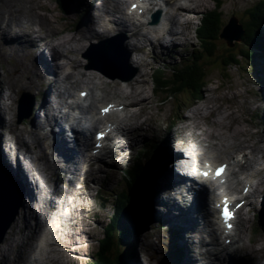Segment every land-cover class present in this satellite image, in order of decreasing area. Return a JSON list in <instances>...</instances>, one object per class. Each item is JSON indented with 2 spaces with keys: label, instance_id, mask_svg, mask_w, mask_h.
<instances>
[{
  "label": "bare ground",
  "instance_id": "bare-ground-1",
  "mask_svg": "<svg viewBox=\"0 0 264 264\" xmlns=\"http://www.w3.org/2000/svg\"><path fill=\"white\" fill-rule=\"evenodd\" d=\"M85 1L86 0H70V7L72 6V3H74L76 11H83L84 14L87 15ZM87 1H90V3L88 4L89 7L94 5L92 4L93 0ZM104 2L106 3V6ZM123 4L124 0H101L100 3L94 5L96 15L94 16L93 14L92 17L88 14L89 17L87 18V22H85L84 25L78 27L77 32L67 31L64 28H60L58 24H56L61 30V35H57V29L51 30L48 24H43L47 16H45L44 12L43 14L38 12V8L40 10V6H37L36 9L34 3L28 0H0V35L1 40H3V44L9 42L7 41L8 38H12V40L23 39L25 44H29V49L27 50L19 49V47L16 48L13 46H8L6 49H3L0 46V51H2L4 54H7L14 58H18L19 60H23L27 64V66L23 67V69L21 70H15L14 72L5 73L0 72V157L5 165H7V170L11 174V176H17L18 178H20L26 190L28 191L29 189L30 192L25 195V198L31 200V202H28L26 208H24V206L22 207L21 204V206H19V208L16 210L15 214L13 211L15 207L9 206L6 210V215L0 221V223H2L6 220V218L12 217L13 221L17 217L15 223L10 228V231L14 227L19 228L20 222L24 223L25 226L24 231H14L12 241L10 240L11 233L8 234L9 236L7 235V239H10L8 243L5 242L7 245V249L5 253H2L0 256V264H28L29 257L27 248L29 247V242H18V239L16 238V236L22 234V232L28 231L29 234H32L30 235V237L34 238L36 241L30 247L34 246L35 250L37 249V252H40L42 254V250H45L46 253L44 256H48V251L55 248L54 250H52L53 252L61 251L62 256L66 258L71 256V252H75L70 250L73 244H80L79 241L83 236L82 234L86 235L84 227L88 226L87 218L91 217V212L95 213L94 206L92 204H89V195L87 194L86 197L78 196L76 201L71 202V210L69 215H67V217L65 218L63 217L64 223L61 226V228L63 227V229H60L59 232L63 233H61L63 235V242L67 244H63V247L61 248L58 239H55L53 243L49 241V236H47L48 234L44 231V228L51 225L54 216L53 211L60 208L61 206L60 203L55 199V195H57L58 197L63 194V188H61L60 185L57 184L58 181L51 182L46 176H44V181L39 180V177L34 176V174L31 173L33 170L28 173L29 168L26 165L22 166V158L20 157V155L15 154L14 151H12L13 157H10L8 161V152L11 151H7L8 149L6 150L4 141L1 137V128L11 124L12 117L10 119H7L5 117V114L8 110L10 114L14 112L12 108V103L14 101L13 96L17 91L23 89H29L32 91L38 90L41 93L39 102L37 104V107L35 108L37 112L35 111L36 114H34V120H38L40 118V115L38 113L47 111L48 113L44 114V116L46 118L47 125H50L53 121V116H55L54 114L49 112L50 107H53L57 110L61 107H63L64 109L65 107L72 108V105L63 106L68 94L72 92L75 93L77 90H80L83 87L79 91V96H81V92L87 90L86 88H89L90 85L94 83V80H97V83H99L98 80H103V74H105L106 76L108 75L105 71L103 73L101 69L99 71L103 74H100V72H98L96 69L87 71L81 70V68H83V66L85 65V62L75 56L76 52L79 51V49L86 48V40L91 41L92 39H101L102 37L110 36L115 32H123L125 34H128L129 39L127 40V44L129 45L130 50L134 51L133 54L135 55L132 56L131 61H138L139 68L137 75L128 78L127 80H122L119 78L107 79V87L105 88L108 89V93L105 98L102 97L98 99V101H96L97 103L103 102L107 98L109 99L108 101H112V98H119V104H121L125 109V112L120 116V118L114 115L109 118L111 121H113V124L121 129L120 131L122 136L124 133V135L128 139L125 141L124 137L120 138L117 141V144L114 146L113 150L108 153H101L102 161H104L105 159L104 162H108L107 167H103L107 171H99V175L96 174V176L92 177V172H87L84 174L81 172V165H77L78 167L76 169H73L70 165L72 162L76 160L77 163L80 164L84 159L82 161H78L75 157V155H77V152H75L77 151V147L64 149L61 147L62 145H60L57 140H54L52 144V153H48L46 149L47 146L44 144L43 139L47 140L49 138V135L45 131V127L43 124L37 125L36 129H32L27 132L30 136L32 135L31 140H28L23 134L20 142L21 144H25L28 147H30L29 143H33L34 145H36L39 153L41 152V155L46 160L45 164H47L49 167H52V169H57L55 176L61 177L63 171V177L71 183L72 181H74V176H78L77 178L80 179V182H82L84 178L92 177L90 179L91 183H95L92 184V186H99L98 184H100V182L104 181L106 178L112 177L113 170L116 168V166H119L122 161L129 157L130 149H136V146H139L140 144L146 142L148 138H151V140L159 145L163 153H161L160 156L158 174L154 177L151 183L153 185L154 196L152 194L150 201L146 205V207H149L150 211V222L148 223V226L149 224L152 225L153 222L168 218L170 221L172 220L171 223L173 224L172 228L174 230H179L174 226H177L178 228L184 230L185 239L183 244L186 247V256L182 264H220L221 262L220 258L217 256L213 248H205V250L201 251V248H204L205 246L204 238L205 234H207L205 225H213V213H210L211 207H209V199L205 195V192L203 193L202 199L201 194L198 195V200L190 199L186 191V188L190 186L185 184L184 190L179 195H176L177 187L182 185L183 182L174 180L176 174L174 173V169L169 168V166L179 165V160L181 165H183V162H185V160L187 161V158L175 152V150L173 149L174 141L177 140L175 138V129H169L165 135H162L164 129H162L161 127L156 130L148 126L149 123H159L158 120L160 119V117L150 114L148 104L151 101L152 97L147 93L146 85L148 81V73L144 69L149 65V63L142 56L138 57V55L146 53V51L142 48L152 45L153 49L157 50V52L155 51V59L163 60L165 54L161 53L160 51L165 48H174L177 45L175 42V38L180 36V34L174 31L177 30L176 24L181 22L182 17H187V26H189V24L192 23V20L196 17V13L199 12L204 3L202 0H183V2H181V0H171L169 2L170 9L165 13V16L163 17V24H165V27L158 26L160 23L156 25L145 24L144 26H138V24L141 23H135L134 21L131 22V26L130 24L128 25L126 20L124 19V14L122 13ZM41 8H44L42 4ZM136 9L138 8H132L131 11ZM112 23H115V25H113L116 27V30H114L115 27L111 26ZM182 23L185 24V22ZM139 36H141V40H139ZM161 38L167 40H165L164 42H160L159 40ZM133 39H137L138 42L134 41ZM152 39H156L157 42L159 41L160 43H154V40ZM32 51H38L34 59L31 58ZM44 51H46L47 53L45 54ZM45 55L48 56L46 57ZM27 69H32L33 72L30 73L27 71ZM107 71L109 73H119L117 69H110ZM36 77L40 80L39 84L36 81ZM255 79L256 80L249 81L255 82L256 85H259V87H261L260 89H262V91L264 92V70L261 74V70L259 68L257 74H255ZM248 86V92L250 96H248L247 92L242 89V92L240 94L237 93L235 95V98L239 96L240 99L242 98L243 101H246L248 110H254L256 109V105H258L261 100H263L264 104V98L260 100L256 99V91L253 92L251 90V85ZM5 91L6 96H4ZM51 93L54 95V100L51 99L53 102L50 100ZM237 101L239 100L237 99ZM96 103L91 102L90 104H88L85 101L79 103V105L77 104V106L81 109V111H83L84 114H86V118L87 120H89L88 118L90 117L91 112L93 110H98V106ZM104 104L106 105L107 102L104 101ZM238 107L239 105H237V109ZM112 109H114L113 112L116 111V108L113 107ZM216 110L217 109L215 108V106H212V108L210 106H206L196 108L195 112H197V114H199V116L203 118V116H206V114H215ZM63 111L65 112L66 110ZM262 112V122H264V109ZM231 114H235L234 109L228 114L220 111L219 113H217L218 117L215 118L214 122H218L224 125L223 128L227 130L226 132H230L229 129L231 126L228 125L226 119L228 118L227 115ZM182 116L184 117L185 115L182 114L181 117ZM233 119L234 131L231 132L230 136L227 139L223 138V135L225 133L214 131V129L212 131L205 129L206 137L203 138V141L212 142L213 140H218L221 143V152L229 156L230 159L235 160V164L239 167L240 173L247 174V177L245 178H248V175H251L249 173L250 171L255 170L252 168V164H250L252 158L250 156H259V160L263 161V163L260 164L262 166L261 168H259V170H255L253 172L254 174L252 175H258L259 173H261L264 176V124L262 123L263 125L261 126L262 131L259 129L258 125L257 133H259V137H253L254 133L252 132V137H250L249 139L244 138V140H241L240 138L242 136H245L244 133L248 130L247 128H245L246 123L244 124V121L242 122L236 117ZM185 120L187 122H190L192 120V116H189V119ZM101 124L102 121L97 120L96 125L98 127H101ZM196 125L199 126V128L204 129L201 126V123H198ZM184 126L186 130L190 131L195 127L194 123H188ZM184 126L181 128L183 129ZM60 129L63 132V128L60 127ZM87 132L88 131H84L82 135H88ZM52 134H54V131L52 132ZM189 134L190 137H195L196 135L195 132H189ZM238 134L240 136H238ZM61 136L64 137V135ZM111 140V138H106L105 145L107 146L111 142ZM102 145L103 144L101 143L100 146L102 147ZM238 151L243 153V161L235 159V154L233 152ZM61 153H63L64 155ZM71 155H73V157L70 158ZM119 155L122 156L121 162H119ZM62 157L64 158L62 159ZM111 157H113L112 160ZM51 158H53V160ZM82 158H84V156H82ZM98 159L100 160V158ZM215 161L218 164V161ZM10 164L16 165L17 168L14 169ZM202 164L204 165V163ZM205 164H212V162H206ZM199 172H207V170H203V167H200L198 168V171H193L195 177L203 178V176L199 174ZM107 173L109 174V176H106ZM180 173H185V170H183L182 167L180 168ZM211 174H214L213 166H211ZM105 176L106 178L104 179ZM160 179L161 183H158V180ZM210 179L211 182L214 183V191L216 189H219L218 191H220L219 184H222L221 180L219 178ZM110 181L111 179L109 178L105 181V183H103L105 186H107L110 184ZM185 181L187 180L185 179ZM238 181L239 178H237L235 182ZM257 183L258 186L250 193V197L255 199H257V196L259 194L262 195V192H264L263 190L259 189L261 185L260 182ZM241 185L243 186L240 188V192H242L247 184L245 182ZM262 185H264V182L262 183ZM54 186L55 189L51 192V189ZM262 187L264 188V186ZM69 188V192L72 195L76 196L78 194L74 183H72V186H70ZM35 189L37 190V192H47V195L50 196L49 200L45 202L47 206L42 205L40 207V195L35 191ZM234 189L237 190V186H235ZM216 194L219 200L223 201L221 191L220 193H217L216 191ZM227 194L228 192L226 190L225 196H227ZM261 198L264 199V193ZM262 202H264V200ZM104 204L105 203H101L99 208H103ZM250 204L252 205L251 202L247 203V205ZM223 208L224 204L222 203L221 207H219V211L220 214H222V217L224 212ZM98 213L99 211H96L95 216ZM137 214L140 215V212H138ZM83 215L84 217H82ZM140 216L143 217L144 215L141 214ZM222 222L223 229L226 224L225 218ZM247 222L248 221H246L244 218L239 221V223H241L244 227V232H247ZM82 225L83 228L78 234L79 238H77L76 241L71 244V242L73 241L72 238L76 235V232L72 233V231L74 229L77 230L78 227ZM40 230L44 231L42 235H46V237L39 239L37 238ZM194 234H196V240L193 238ZM246 236V233L240 236L241 242L243 241L242 246H244L246 251L245 254L238 255L239 252L233 250L234 254L238 255H235L236 260L242 261L247 264L248 262H250V264H264V251L261 252L259 249V247L263 248L264 239L253 242L248 247L247 245L249 244L246 245L244 242ZM226 238L227 240L229 239V237ZM262 238H264V235ZM150 242L151 241H148L144 244L143 250L148 245H150ZM194 248L196 249L195 254ZM75 250H77V248H75ZM137 251L138 250H136L135 248L132 249L133 253H136ZM194 258L196 260H194ZM59 259H61V256L59 257ZM52 261L53 260L48 259L45 264H48ZM60 262H62V259ZM167 262L169 264L175 263L172 256ZM138 264L147 263L141 260V262H139Z\"/></svg>",
  "mask_w": 264,
  "mask_h": 264
},
{
  "label": "rangeland",
  "instance_id": "rangeland-1",
  "mask_svg": "<svg viewBox=\"0 0 264 264\" xmlns=\"http://www.w3.org/2000/svg\"><path fill=\"white\" fill-rule=\"evenodd\" d=\"M34 3V6L37 9V6H40V10L38 8V12L45 13V16H47L46 20L44 21V25L48 24L51 30L57 29V35H61V30L60 28H64L67 31L70 32H77L78 27L81 25H84L85 21H87V15L84 14L83 11H76L74 7V3H72L71 11H67L68 13H72L73 15L69 18L68 23L61 24L58 23L57 20L55 19V11L54 10L56 7H59L60 5L58 3H54L52 0H28ZM204 5L200 8L199 12L196 13V21L191 25L190 30H185V34L189 33L187 36V40L184 38L182 39L183 41H179V45H176L175 48L185 46L183 53V56H175L174 57H166L164 60H160L161 62H166L164 65L165 71L171 69V65L173 64L172 62H177L180 65L185 64V61L191 60L192 58H198L200 57L201 60L195 65V66H189L185 73L181 76V80L179 82H173L172 84H169L166 87H163L162 85H155L152 81L151 78V73L153 72L154 68V62H157L155 60V53L153 49L151 51H147L146 55V60L148 63L152 65V68L150 67V64L148 67H146V70L148 71V92L150 95H152V99L148 104V107L150 109V114H153L155 116L160 117L158 120L159 123H149L148 126L152 127L153 129H158L161 127L164 129L163 134H166L169 129L174 128L177 134V137H182L184 138L185 134H188L191 132L193 129L186 130L185 129V124L187 125L188 123H194V125L201 123L204 127H208L209 131H214L225 133L223 138H228L231 134L232 131H234V125H233V118H237L240 121H244V124L246 123L245 128L248 130L245 131V136H242L240 139L244 140V138L249 139L251 136V133L253 132V137H259L258 131V125L259 129L261 130V126L264 124L263 117L259 115L258 110H257V105L256 109L254 110H248L246 106V101H243V99L239 98L237 96L235 98V95L238 93L240 94L242 92V89L247 92V95L250 96L248 92V85H251V90L255 92V98L260 99L264 98V92L261 89L260 95L258 96L257 92L259 90V85H256L255 82H252L253 80H256L252 72L255 70L254 69V64L250 62L248 59H245V57H242L240 54L241 51H247L248 49V44H249V38L246 34H241L239 30H233L232 38L227 39L225 36L222 35L224 31V27L230 23V20L235 17L238 20V23L241 25L242 28H247V29H253L254 25L256 23L255 21V14L259 15V12H261L260 8L258 11L254 12V7L253 5H258L259 0H202ZM44 6V8H41ZM69 6L70 3L68 2ZM86 6V5H85ZM200 6V5H199ZM259 6V5H258ZM88 12L90 11V14L95 15V8H91L89 6H86ZM262 11H264V6H261ZM253 12V13H252ZM252 13V14H251ZM165 14V11H164ZM163 14V15H164ZM252 15V16H251ZM69 15L66 16H61L63 19H67ZM257 18V17H256ZM67 21V20H66ZM64 23V22H63ZM60 28H58V26ZM181 25L178 24V27L180 28ZM177 27V26H176ZM263 29V26H262ZM65 31V30H64ZM254 31V30H251ZM214 35V36H213ZM209 36H213V39L211 42L207 40ZM242 37L240 39L239 37ZM141 39V37H140ZM162 39L161 41H163ZM126 41V40H125ZM124 41V43H125ZM134 41H137V39H134ZM156 43L157 41L154 40ZM246 42V43H244ZM159 44V42H157ZM168 49H164L163 52H167ZM209 50V54L206 53ZM87 51V50H86ZM161 52V51H160ZM85 50L79 53V57L81 59L85 60ZM0 70L3 72H14L13 70L16 69H21L25 66L23 61L17 62L15 58L13 57H7L5 54H1L0 52ZM166 55V54H165ZM231 55H236L237 56V61H231L230 57ZM184 57V59H182ZM57 58V56H56ZM159 62V60H158ZM132 63V64H131ZM130 64L126 65V68L128 70L129 75L134 73V69L136 68L135 63L131 62ZM86 70H95L88 68L85 64L84 68ZM98 71V70H97ZM100 72V71H98ZM101 73V72H100ZM137 73V72H136ZM103 74V73H101ZM103 80L99 81L97 83V80H95V84L91 85L95 89V93L97 95V98L102 97L104 95H107L108 89L105 88L107 87V79H113L109 76H106L103 74ZM166 76L168 78H172V74L167 71ZM194 77H199V82L196 84V87H191L187 84L188 81H193ZM117 78V77H116ZM252 80V81H249ZM250 83V84H249ZM153 91L152 89H154ZM21 95V92H17L13 98L14 101L12 103V108L14 109V117H13V122L15 123L17 127L16 134L12 131V124L8 125V127H4L9 129L11 132L7 133L9 134L13 140V145L16 147L20 148V145L16 142L18 140L17 138L21 135L24 134L25 137L29 138V140L32 139V135L30 136L27 134L24 130L26 128L28 131L32 130L33 127L31 125V117H28L24 119L21 123L18 122V99ZM40 94H37L36 96L38 97ZM93 95V92H92ZM4 96H6V91L4 92ZM8 97V96H7ZM237 99L239 101H237ZM241 101V103H240ZM238 102V104H237ZM36 105V101L34 106ZM237 105H239L237 109ZM33 106V107H34ZM210 106H215L217 109L215 112V116H211V114H208L210 116V121L209 123L207 122V119L205 116L200 117L199 114H197L196 108L198 107H206ZM234 109L235 114L227 115V123L230 125V132H226L227 130L224 127V125L214 122L215 118H217V113L220 111L224 112L225 114L230 113ZM9 111V110H8ZM184 114L185 116L181 117V115ZM197 115V116H195ZM207 115V116H208ZM189 116H192V120L190 122H187L185 119H189ZM6 118H9V115L5 114ZM237 120V121H238ZM185 121V122H184ZM263 123V124H262ZM226 125V124H225ZM184 128L182 129L181 127ZM14 131V130H13ZM262 131V130H261ZM22 133V134H21ZM248 135V136H246ZM2 136H6V133L4 130H2ZM238 136H240L238 134ZM30 147H28V151L23 150L20 148V151L23 152L27 157L29 156H35L36 152L38 149L36 148L37 146L29 143ZM211 144H215V147L209 148L208 152L212 155L216 156V160L218 163L222 162H230L233 163L234 160L230 159L229 156L221 152V143L218 140H213ZM207 146V144H206ZM28 152H32L33 154H29ZM242 153H235V156L237 158H241ZM255 157V158H254ZM252 156L251 164L252 167L259 168L260 163L262 161H259V156ZM113 157H111V160ZM143 160V159H142ZM141 160V161H142ZM97 160H92L88 158L86 161H82L80 165H82L81 170L83 173L92 172V177L99 175V171H107L103 167H107V163L104 161L96 162ZM37 164V161H36ZM110 164V163H109ZM130 163H127L124 165V167H129V168H123L119 169V166H116V168L113 170V176L109 177L111 179L110 184L105 186L104 183L107 179L106 176H109V172L106 174L104 177V181L100 182L98 184L99 186H92L91 183V178H89L88 184L86 188L81 190L78 196H83L86 197V194L89 195V204H92L94 201V194L96 193V190L98 189L99 192V187H104L108 188L111 186L114 182L115 179H121L119 180V186L115 184L117 187L118 193L121 192L124 188L127 189L128 185L127 183L130 182V175L127 176L124 174V170L127 169L128 173H132L134 168H131ZM155 162L153 165V170H155ZM135 167V166H134ZM136 168V167H135ZM135 170H139L136 168ZM43 173V172H41ZM116 173V174H115ZM115 174V176H114ZM135 174H139V171L136 172ZM134 175L131 174V177ZM102 180V179H101ZM63 182V181H62ZM104 182V183H103ZM158 183H161V179L158 180ZM101 187V188H102ZM261 188V187H260ZM262 190L264 188H261ZM89 192H92L91 194ZM149 200L151 199V195L153 194V185H149ZM264 192H262L263 194ZM68 194H65L64 197H67ZM154 196V194H153ZM260 194L257 196V199L251 198L250 200L252 202V207L249 206V208H246V206L243 207L244 212L242 213L243 217H245L246 221V229L247 232H244V227L243 225L239 224L237 225V234H238V243L240 244V248L242 247L244 251H241L239 253L245 254V248L241 244H243V241L240 242L239 240L240 236L244 235L246 233V238L244 239L245 244L248 247L253 243L257 242L262 238L264 235L263 231V226H261L258 223V208L260 207L259 202L261 197H259ZM113 197V201L117 200V196H111ZM42 199H48V197H42ZM130 199V198H129ZM24 208H26L28 202L27 199L24 198ZM147 202V203H148ZM121 206V205H119ZM41 207V206H40ZM95 213L91 212L90 215L91 217L87 218L88 219V226H85V234H82L83 236L80 239V244L76 245V243L73 244V246L70 248V250L75 251L71 252V258L72 261L66 263L62 262L63 264H105V260L101 258H104L103 256L105 255L104 252L102 253V246H103V237L105 234V228L106 225L109 223L111 219H115V225H125V222L123 219H125V216L122 215L121 210L118 212V204H115V202L112 203V200L109 199L106 201L104 204L103 208H98L95 205ZM39 209V208H38ZM96 211H99V213L95 216ZM149 207H147V213H148V221L150 222V213H149ZM89 214V213H88ZM86 214V215H88ZM152 214V213H151ZM145 215V214H144ZM153 216V215H152ZM240 219V220H241ZM167 220V221H166ZM172 221V220H171ZM171 221L166 218L164 220H159L157 222H153L151 226H147L146 230L147 233H145L144 236H140L142 234L139 233L138 235L135 236V240L138 241L139 245L137 246V255L136 257L133 258V261H130V264L134 263H139L140 258L144 257L145 260L148 261V256H153L152 260L148 261V264H169L167 261L172 258L174 259L175 263L182 264L183 260L185 259V255H181L178 251L171 252V248L173 247V244L175 245H181L184 243L185 239V232L183 229L176 227L179 230H174L172 227ZM15 223V222H14ZM20 224H22L20 222ZM181 224V223H180ZM23 224L21 225V229L23 230ZM181 227V226H180ZM83 228V225L78 227V230H81ZM170 228V229H168ZM17 230V229H16ZM15 230L10 231L9 233H13ZM77 231V230H76ZM75 231V232H76ZM177 231L172 234L173 232ZM178 232H180V237H178ZM25 238L30 237L32 234H26L23 233ZM148 234V235H147ZM117 235V232L115 233ZM114 235V236H115ZM9 236V235H8ZM24 236L20 237L19 239L23 238ZM158 236L159 238L157 239V244H152L148 245L144 250V244L150 241L151 238H156ZM193 236V235H192ZM194 237H196V234H194ZM11 238V239H10ZM10 240H13V237L10 235ZM197 238V237H196ZM103 239V240H102ZM27 240V239H26ZM6 241V243H8ZM151 242L154 243V241L151 239ZM6 243H3L0 245V256L2 253H5L7 249ZM133 244V243H130ZM152 244L153 247H150ZM120 245V244H119ZM174 245V246H175ZM134 246V245H133ZM77 248V250H75ZM238 247V249H240ZM149 249L153 252V255H151V252H149ZM260 251H264V246L259 247ZM100 250V251H99ZM196 250V249H195ZM97 252V253H96ZM101 252V253H100ZM140 253L142 255H140ZM196 251H194V254ZM60 262V261H58ZM54 263V264H60V263ZM249 263V262H248ZM224 264H227L224 262Z\"/></svg>",
  "mask_w": 264,
  "mask_h": 264
},
{
  "label": "trees",
  "instance_id": "trees-1",
  "mask_svg": "<svg viewBox=\"0 0 264 264\" xmlns=\"http://www.w3.org/2000/svg\"><path fill=\"white\" fill-rule=\"evenodd\" d=\"M70 0H56V2L59 5H68V2ZM259 6L255 5L254 10H256ZM246 34L249 38V44H248V49L247 51H241L239 55L242 57H245V59L249 60V55L250 54H257V51L262 47V39L257 35L254 34L250 29L244 28ZM214 36V35H213ZM213 36H209L207 40L211 42L213 39ZM246 43V42H245ZM206 53H210L209 50ZM231 61H237V56L236 55H231L230 57ZM201 58H198V61H200ZM181 80V75L176 76L174 79L171 80H166L162 78H158L157 82L163 86L166 87L169 84L173 82H179ZM199 77H194L193 81H188L187 84L191 87H196V84L199 82ZM147 164V170L150 173L153 166H152V161L149 159V161L146 163ZM145 170V166L141 167L140 173H142ZM136 172L138 171H133V179L131 184L136 180V186L140 188V185L138 184L143 178H136ZM142 183L144 181L142 180ZM130 184V187L127 189V192L123 193L121 196V206L118 208V210H121L122 214L125 216V219L123 221L125 222V225H115L114 220L116 219H111V222L108 224L107 229L105 231V238L103 240V246H102V253L104 252V258H101L105 260V264H127L131 258L133 257V254L131 253V249L126 247L125 241H131V239L134 238L135 233L137 232V227L139 224H137L138 221V212H139V205H140V200L136 198V189L134 186ZM143 185V184H142ZM146 187V185H144ZM130 198V199H129ZM146 218L148 220V213H147V207H146ZM128 215L134 216L137 221L136 223H131L128 220ZM117 232V235L115 233ZM115 235V236H114ZM120 244V245H119ZM100 252V253H101Z\"/></svg>",
  "mask_w": 264,
  "mask_h": 264
},
{
  "label": "water",
  "instance_id": "water-1",
  "mask_svg": "<svg viewBox=\"0 0 264 264\" xmlns=\"http://www.w3.org/2000/svg\"><path fill=\"white\" fill-rule=\"evenodd\" d=\"M57 11V12H56ZM55 11V19L58 23L64 24L68 22L69 18L73 15L72 13H68L67 11ZM70 11V10H69ZM69 15V17L65 20L62 19L61 16ZM64 22V23H63ZM233 30H239L242 34V28L241 25L238 23V20L233 17L230 20V23L227 24L224 27V31L222 33L223 36H225L227 39H231ZM241 37V36H240ZM239 37V38H240ZM18 189H17V187ZM16 187V189H15ZM23 198V189L22 186L12 178L11 174L8 172V170L3 166V164L0 162V221L4 218L6 215V210L9 206H14V214L16 210L21 206ZM14 216V215H13ZM12 218H6L5 221L0 223V242L3 240V235L6 231V229L10 226ZM258 222L261 226H263L264 229V211L261 212Z\"/></svg>",
  "mask_w": 264,
  "mask_h": 264
},
{
  "label": "snow or ice",
  "instance_id": "snow-or-ice-1",
  "mask_svg": "<svg viewBox=\"0 0 264 264\" xmlns=\"http://www.w3.org/2000/svg\"><path fill=\"white\" fill-rule=\"evenodd\" d=\"M136 7H137V5H135V4L132 5V8H133V9H135ZM101 111H102V112H106V111H108V109L105 108V109H102ZM224 167H225L224 165L219 166V167L215 170V175H217V176L221 175L222 172H223V170H224ZM201 174L204 175L205 177H207L208 172H203V173H201ZM226 203H227V201L225 200V204H226ZM223 215H224V218H225L226 221L229 220V219L231 218V213H230V211L228 210V208H227L226 206H225V208H224ZM229 227H230V225H229Z\"/></svg>",
  "mask_w": 264,
  "mask_h": 264
}]
</instances>
